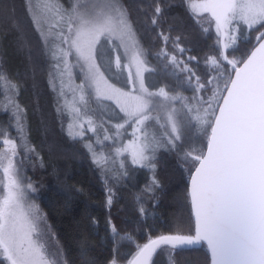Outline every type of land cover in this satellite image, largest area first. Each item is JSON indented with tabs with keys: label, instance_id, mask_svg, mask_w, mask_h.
<instances>
[{
	"label": "snow or ice",
	"instance_id": "snow-or-ice-1",
	"mask_svg": "<svg viewBox=\"0 0 264 264\" xmlns=\"http://www.w3.org/2000/svg\"><path fill=\"white\" fill-rule=\"evenodd\" d=\"M12 11L0 13V28H14L24 47ZM26 11L57 112L67 110V136L103 177L107 206L115 186L144 171L136 201L147 216L163 191L161 153L187 174L188 231H149L124 251L120 241L132 237L109 215L105 264H160L158 253L185 251H204V264H264V0H28ZM141 31L154 43L146 47ZM192 35L211 41L202 56L192 55ZM6 72L0 66V107L18 138L0 131V264H75L32 196L24 162H45L25 132L21 85ZM79 255V264H97L86 241Z\"/></svg>",
	"mask_w": 264,
	"mask_h": 264
},
{
	"label": "trees",
	"instance_id": "trees-1",
	"mask_svg": "<svg viewBox=\"0 0 264 264\" xmlns=\"http://www.w3.org/2000/svg\"><path fill=\"white\" fill-rule=\"evenodd\" d=\"M125 2L144 4L147 0ZM26 7V0H0V13L5 9L13 10V17L24 26L26 41L25 46L21 47L14 28L7 31L0 28V52L3 55L0 66H9L8 52L17 55V60L13 62L26 100L29 139L45 162L42 168L36 166L34 173L39 181L40 204L67 259L79 264L80 245L86 241L97 264H105L106 257L111 254L113 247L110 231L105 225V218L109 215L120 230L134 233L143 231L140 234L151 231L156 235L187 232L190 225L189 207L185 200L187 180L183 177L177 160L167 154H161L158 169L163 191L158 193L159 200L155 208H152L151 202L145 205L154 211L151 218L144 220L138 212L136 195L140 187H135L139 182L137 176L132 183L122 182L115 186L116 201L110 209L107 208L106 193L101 187L94 166L90 164L84 146L81 143H72L58 130L52 94L44 81L45 66L44 57L40 54L41 43L31 25ZM139 35L144 36L142 43L147 47L148 42L151 43V35L142 31ZM190 39L195 52L206 47L207 42L196 35L190 36ZM2 93L0 85V102L3 100ZM10 116V113L0 107V130L8 129L18 138L14 124L9 129ZM25 164L28 167L31 165L27 160ZM75 189L81 191L70 196V192ZM90 216L98 220V225L90 224ZM174 262L204 264V251L175 253Z\"/></svg>",
	"mask_w": 264,
	"mask_h": 264
},
{
	"label": "rangeland",
	"instance_id": "rangeland-1",
	"mask_svg": "<svg viewBox=\"0 0 264 264\" xmlns=\"http://www.w3.org/2000/svg\"><path fill=\"white\" fill-rule=\"evenodd\" d=\"M26 1L28 3V0H26ZM146 40L148 41V38ZM189 42H190V46L193 48L192 41H191L190 37H189ZM149 43L150 42H148V44ZM151 43H154V42L151 40ZM210 43H211V41H207L206 47H204L202 50H200L198 52H195V49L193 48L192 55L202 56L203 55V51H207V44H210ZM0 47H2L1 46V42H0ZM158 47H159V45H156L151 50L153 52H155L158 49ZM241 47H243V42H241ZM7 56L9 58L10 63H9V66L6 68L7 69L6 75H8L9 79H11L13 81V83H17L18 82L20 84V78L15 74V68H14V62H13V61L17 60L18 57H17V55H11V53H9V52H8V55ZM2 61H3V55L0 52V65H1ZM43 61H44V66H45L44 81H45V85H47L48 89L50 90V92L52 94V99H53V102H54V113H55V116L57 118L58 130L62 134H64L65 137L67 139H69L72 143H76V144L79 145V143H77L76 141H73L70 137L67 136L66 128H67V122H68V112H67V110H65L62 115L57 112V98H56V93H54L52 91L50 85L48 84V69H49V65H48L47 61L45 60V58H43ZM153 63H155L154 60H153ZM1 86H2V89H3V85H1ZM69 99H71V96L70 95H69ZM18 102L26 110V119H27V111L28 110H27L26 104H25V102H26L25 96H24L23 91H22L21 88H20V94H19V97H18ZM93 107H96V106L93 105ZM104 118L105 119L108 118L107 117V114H105ZM26 119H25V132H26L27 136L29 137V135H28V130L29 129H28V126H27V123H26ZM62 122H63V125H64L63 128L61 127V123ZM0 123H1V120H0ZM0 131H2V130H0ZM89 135H91V133H89ZM85 151L87 152L86 149H85ZM161 154H164V153H161ZM89 160L91 162L90 155H89ZM30 164H31V162H30ZM90 164H92V162ZM93 166H94L93 169H95V171L97 173V176L100 179L101 187L104 189V191L106 193V198H107V192H106V188H105V184H104L103 177L101 176L99 170L95 167V165H93ZM28 168H30V169H28ZM24 169L26 171V175L32 180L33 184L37 188V192L34 193V194H32V196L35 199V202L40 206V208L45 213L44 209L41 207V204H40V195H39V192H38V183H39V181L34 176V173H36L35 171L37 170V168L35 169V167H33L32 164L29 165V167H28L27 164H25V162H24ZM179 169H180V167H179ZM182 174H183V177L185 178V180H187V174L186 173H182ZM136 176L139 178V180H138L139 182H137V185H135V187H140L138 189V191H140L143 188V186H144V183H145L144 181L147 179V174L144 171H138ZM116 196H117V193H116ZM115 201H116V199L114 200V202ZM156 204H157V202L155 203L154 206H152V208H155ZM106 206H107V204H106ZM139 207H140V204L138 203L137 209ZM107 208L110 209L108 206H107ZM146 208L148 210V214H147V216L142 217L144 220H146L147 218H151L154 215V211H151L152 209H150L149 207H146ZM144 231H145V229H144ZM141 232H143V231L138 230V231H136L134 233L133 231H129V230L128 231L120 230L121 236H124L125 234H127V235H129V236L132 237V241H129L127 239L120 241V246L122 247V249L124 251H128L129 249H134L135 243H143V242H145V240L147 238V235L146 234H147L148 231H145L143 234H140ZM110 238H111V234H110ZM111 240H112V238H111ZM174 254L175 253H168V252L158 253L157 259L159 260L160 264H175V262H174Z\"/></svg>",
	"mask_w": 264,
	"mask_h": 264
}]
</instances>
